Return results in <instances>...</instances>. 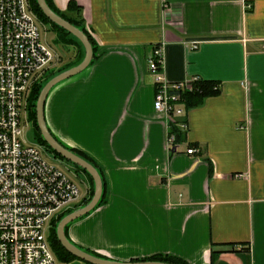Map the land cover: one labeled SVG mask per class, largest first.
<instances>
[{
  "label": "crops",
  "instance_id": "1",
  "mask_svg": "<svg viewBox=\"0 0 264 264\" xmlns=\"http://www.w3.org/2000/svg\"><path fill=\"white\" fill-rule=\"evenodd\" d=\"M70 1L83 7L99 58L51 93L46 120L104 170L108 202L72 223L69 239L118 262L264 264V0L54 3L64 12ZM162 44L170 82L199 76L221 90L188 108L173 148L148 65ZM68 170L89 197L87 176Z\"/></svg>",
  "mask_w": 264,
  "mask_h": 264
},
{
  "label": "built area",
  "instance_id": "2",
  "mask_svg": "<svg viewBox=\"0 0 264 264\" xmlns=\"http://www.w3.org/2000/svg\"><path fill=\"white\" fill-rule=\"evenodd\" d=\"M41 25L31 0H0V264H65L51 247L50 225L83 200L60 161L45 159V149L29 140L23 123L33 87L60 62V55L42 41ZM198 47L192 42L194 50ZM148 65L154 109L168 125L173 148L178 132L188 129L185 95L202 79L170 82L164 73V44L154 47ZM198 153L195 147L187 149L188 155Z\"/></svg>",
  "mask_w": 264,
  "mask_h": 264
},
{
  "label": "trees",
  "instance_id": "3",
  "mask_svg": "<svg viewBox=\"0 0 264 264\" xmlns=\"http://www.w3.org/2000/svg\"><path fill=\"white\" fill-rule=\"evenodd\" d=\"M47 2L50 5V7L58 15H60L62 18H64L68 22H70L72 25H74L77 28H79L80 30H82L89 37L90 42H91L93 49H94V59L92 61V65H93V63L99 58L98 45H97L96 41L94 40V38L92 37V35L90 34V32L88 31V29L86 28V21H85L84 16H83V7L80 6L75 1H70L68 6H67V10L62 12L61 10H59L57 8V6L54 3V0H47ZM31 4H32L33 11L36 14L40 23L42 25L50 27V29L56 34V39H55L56 45L61 44L63 47H75L77 49L76 61L63 66L62 68L52 69L33 87L30 98H29V104H28V120H29L30 124L33 125L34 131H35V135L33 137L32 130H31V136H32L33 143H36V144L42 146L45 149V151L47 153H49L54 159L60 160L63 162H67V163H71V162L65 160L62 156L58 155L55 151H53L49 147V145L45 142L44 138L42 137L41 132L37 126L36 102L38 100L39 94H40L43 86L51 78H53L57 74L79 64L85 56V50H84V47L82 46V44L80 43V41L77 40V38H75L73 35L68 33L63 28H61L58 25L51 22L43 14V12L40 10L36 0H31ZM220 93H221L220 84H218L217 82H214V81L201 80L196 85L195 90L193 92L187 93L185 95V101H186L187 108L190 109V108L200 106L204 103V101L207 98L218 96ZM174 132H177V130H174ZM177 135H178V140L181 141L183 139L184 134L182 132H178ZM59 142L63 146H65L67 149H69L70 151H72L75 154L79 155L80 157L86 159L88 162L93 164L98 169V171L101 174L102 180H103V191H104L102 200L99 204V207L106 204L108 202V199H107L108 182H107V178H106L104 170L90 156H88L84 152L77 150V149H74V148H69L67 145H65L60 140H59ZM72 165L77 171L84 173L87 176V178L89 179L90 185H91L90 195H89V197L83 199L82 202L80 204H78L77 206H75L73 209L67 210L66 212L60 214L56 219H54L51 222L50 229H49V241H50V244H51L53 251L56 254L57 259L60 262L65 263V264H73L75 262L87 264V263L82 262L81 260L77 259L76 257H74L72 254H70L61 245V243L58 240V236H57V232H56L57 226L60 223V221L66 215L70 214L72 211H74L78 207H82V206L86 205L90 201V199L92 198V196L94 194V181H93L92 177L85 170L80 168L79 166H76L74 164H72ZM69 227L70 226H68L66 228L67 237H68ZM80 248H82V247H80ZM82 249H84V248H82ZM84 250L86 252L94 255V256L102 257L99 254H97L93 251H90L88 249H84ZM223 252H225V251L224 250H222V251L213 250L212 256L214 258V256L216 254H221ZM138 261H140V262H160V263H166V264H187V263H185L179 259H176L173 257H165V256H153V257L148 258L146 260H138Z\"/></svg>",
  "mask_w": 264,
  "mask_h": 264
},
{
  "label": "water",
  "instance_id": "4",
  "mask_svg": "<svg viewBox=\"0 0 264 264\" xmlns=\"http://www.w3.org/2000/svg\"><path fill=\"white\" fill-rule=\"evenodd\" d=\"M40 10L43 14L54 24L66 30L68 33L73 35L77 40L80 41L85 50V56L83 60L57 74L53 78H51L42 88L38 100L36 102V118H37V126L41 132L42 137L45 142L49 145V147L55 151L58 155L62 156L65 160L71 162L72 164L79 166L83 170H85L94 181V194L90 201L82 206L78 207L70 214L66 215L57 226V236L61 245L74 257L85 262L87 264H166L160 262H118L114 260H109L104 257H97L84 249L80 248V246L73 243L66 234V228L70 226L72 223L76 222L79 219H82L89 214L93 213L95 210L99 208V204L103 197V180L98 169L88 162L86 159L80 157L74 152L67 149L63 146L58 138L52 133L51 129L48 126L46 120V105L49 96L51 93L61 84L66 81L75 78L84 72H86L91 66L92 61L94 59V49L90 42L89 37L79 28L72 25L70 22L62 18L58 15L48 4L47 0H36ZM66 145V144H65ZM70 148V147H69ZM73 209V208H72ZM71 210V209H69ZM79 264H82L78 262Z\"/></svg>",
  "mask_w": 264,
  "mask_h": 264
},
{
  "label": "rangeland",
  "instance_id": "5",
  "mask_svg": "<svg viewBox=\"0 0 264 264\" xmlns=\"http://www.w3.org/2000/svg\"><path fill=\"white\" fill-rule=\"evenodd\" d=\"M40 31H41L42 41L46 45H48L49 47L54 49L57 52V54L60 55V62L58 63V65L54 66L53 69L62 68L63 66L67 65L69 63V61H71L73 58H77V49L75 47H63L61 44L56 45V42H55L56 34H54V32L50 29V27L45 26V25H41ZM23 123L25 124V126H24L25 131L26 132L29 131L31 133V130H32V134L34 137L35 131H34L33 125H31L29 123L27 114L23 115ZM26 124H27V126H26ZM44 157L47 161L55 163V160L53 159V157L49 153L45 152ZM57 163L69 175V177L79 186L82 194H84L85 193L84 185L82 184V182L79 179L76 178V176L73 172H70L68 170L70 167H73V165L71 163H67V162H65V165L63 163H60V162H57ZM66 165H68L69 168ZM65 167L68 169H66Z\"/></svg>",
  "mask_w": 264,
  "mask_h": 264
},
{
  "label": "flooded vegetation",
  "instance_id": "6",
  "mask_svg": "<svg viewBox=\"0 0 264 264\" xmlns=\"http://www.w3.org/2000/svg\"><path fill=\"white\" fill-rule=\"evenodd\" d=\"M55 34V33H54ZM30 123V122H29ZM58 161H60V160H58ZM60 162H62L63 164L65 163V162H63V161H60Z\"/></svg>",
  "mask_w": 264,
  "mask_h": 264
}]
</instances>
